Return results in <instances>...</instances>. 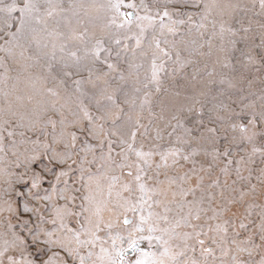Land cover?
<instances>
[{"label":"snow or ice","instance_id":"obj_1","mask_svg":"<svg viewBox=\"0 0 264 264\" xmlns=\"http://www.w3.org/2000/svg\"><path fill=\"white\" fill-rule=\"evenodd\" d=\"M250 4L107 0L124 34L96 38L69 27L77 0H0V84L31 85L0 89V264H264V0ZM213 56L205 79L197 57Z\"/></svg>","mask_w":264,"mask_h":264},{"label":"rangeland","instance_id":"obj_2","mask_svg":"<svg viewBox=\"0 0 264 264\" xmlns=\"http://www.w3.org/2000/svg\"><path fill=\"white\" fill-rule=\"evenodd\" d=\"M11 0H5V3H10ZM77 2L79 4H83L85 7L79 8L77 7L75 9V11L77 13H79V15L73 16L71 14H69V27H76L77 31H83L84 27H87L89 32L95 33L96 38H99L101 36H106V35H111L113 33H116V29L113 26L110 30L105 28V25L108 22V18L111 15V13L109 11H107V9L105 7H101V5H106L107 0H77ZM137 3H139V0H136ZM242 3H247L249 7H251L250 4V0H241ZM65 7H67V0H65ZM85 10L87 11V15H85ZM258 11V6L257 9H255ZM122 11H128L127 9H122ZM14 16H18V13H13ZM255 19V18H254ZM59 22L61 25L62 30L67 31V28L64 27L65 25V21L63 19V17H54L53 19H51L49 21V26H55V24ZM82 22V24H81ZM104 31H101V30ZM209 30H211V26H209ZM133 31H136L135 28H133ZM183 31L185 33H187V26H185V28L183 29ZM118 35H123V30H121V32L116 33ZM185 39L187 40H191V39H197V34L195 33V31L193 30L191 35H188L185 37ZM130 44L134 43V41H129ZM216 44H218V41L216 42ZM215 47V45H214ZM204 51H208V47L207 45H205V48L203 49ZM197 59L200 61L199 63V67L200 69H202L201 75L204 76L205 79H211L210 77L205 76V72L207 71H212L213 70V63H212V59H214V56L210 59L207 57H197ZM205 64H207V68H205ZM218 70V69H217ZM35 72L37 74H40V70L36 69ZM192 72L191 68H188L186 70L185 76L186 78L190 76ZM10 75L15 78L18 73L13 71L10 73ZM20 79L19 81L15 80V79H11L8 81L7 87L5 88V86L3 84H0V89H4L7 91H13L15 93L18 94H23L26 91L29 90V88L31 87L30 83L25 79V74L24 73H20ZM143 77V70H141V78ZM35 78V77H34ZM217 79L219 77H216ZM51 86V85H49ZM168 86V82H165V87ZM37 87H39V85H37ZM258 85L256 88H253L252 91H257ZM246 94V93H245ZM4 106V102L2 99H0V107ZM129 220L130 221H135L136 217L129 213Z\"/></svg>","mask_w":264,"mask_h":264}]
</instances>
